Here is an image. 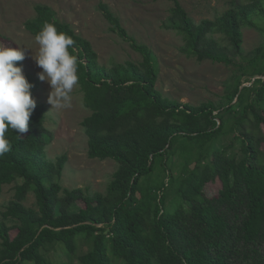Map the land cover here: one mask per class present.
<instances>
[{"label":"trees","instance_id":"trees-1","mask_svg":"<svg viewBox=\"0 0 264 264\" xmlns=\"http://www.w3.org/2000/svg\"><path fill=\"white\" fill-rule=\"evenodd\" d=\"M172 1L165 26L183 35L182 52L234 67L219 104L163 95L152 49L129 36L108 4L99 9L142 55L139 62L99 63L87 38L49 5L35 6L28 31L51 22L75 41L69 51L91 110L81 122L89 157L118 167L105 194L64 188L58 179L67 154L46 157V107L36 101L28 131L9 130L11 151L0 157V190L15 188L0 219V264H52L59 244L80 264H264V44L249 57L243 52V27L264 15V0H232L199 22ZM23 72L34 95L39 78ZM217 179L222 187L208 196L206 184ZM31 192L35 207L25 204Z\"/></svg>","mask_w":264,"mask_h":264},{"label":"rangeland","instance_id":"rangeland-1","mask_svg":"<svg viewBox=\"0 0 264 264\" xmlns=\"http://www.w3.org/2000/svg\"><path fill=\"white\" fill-rule=\"evenodd\" d=\"M179 1L197 22L214 19L233 6L232 0ZM100 3L109 5L129 36L152 49L158 66L156 86L163 95L195 105L205 101L219 104L225 100L226 84L234 67L210 59L198 60L182 52L183 35L165 26L174 4L172 0H0V44L30 47L35 54L38 49L35 35L26 29L25 22L35 16L37 4H46L56 11L61 21L68 22L78 34L92 43L99 63L111 66L115 62L142 60V55L132 47L130 41L111 30L110 23L99 9ZM252 19L255 25L243 27V52L247 57L264 44V15L257 14ZM214 36L220 42H226L221 34ZM236 59L243 60L241 56ZM23 69L39 78L42 69L32 59L31 50L23 60ZM50 91L48 82L39 79V87L33 97L46 107L45 136L49 140L46 157L56 160L60 155L67 154L58 181L64 188H82L86 194L107 193L118 163L111 158H91L88 155V137L81 122L91 110L84 104V93L79 83L71 94L70 108H52L48 102ZM172 162L175 164L173 171L177 174V157ZM221 187L222 183L217 179L207 183L205 191L208 196H215ZM14 194V184L4 185L0 190V219ZM79 202L81 206L84 205L82 201ZM35 203V195L31 192L25 204L35 207ZM8 222L13 223L11 220ZM16 232L12 230L11 236ZM86 249L87 246H84L81 251ZM49 259L52 264H80L77 256L68 255L61 244L50 252Z\"/></svg>","mask_w":264,"mask_h":264},{"label":"clouds","instance_id":"clouds-1","mask_svg":"<svg viewBox=\"0 0 264 264\" xmlns=\"http://www.w3.org/2000/svg\"><path fill=\"white\" fill-rule=\"evenodd\" d=\"M34 40L38 45L35 54L30 47L0 44V157L11 151L6 133L9 130L18 136L26 133L36 108L33 85L15 62L23 61L31 50L32 59L42 69L39 79L50 85L48 102L52 108H70L71 94L79 83L78 60L69 51L75 44L70 35L58 30L55 23L45 22Z\"/></svg>","mask_w":264,"mask_h":264},{"label":"water","instance_id":"water-1","mask_svg":"<svg viewBox=\"0 0 264 264\" xmlns=\"http://www.w3.org/2000/svg\"><path fill=\"white\" fill-rule=\"evenodd\" d=\"M244 85H247V84H243V86H244Z\"/></svg>","mask_w":264,"mask_h":264}]
</instances>
